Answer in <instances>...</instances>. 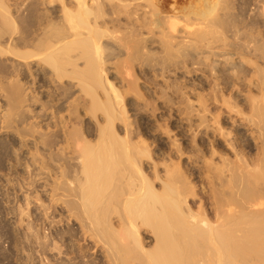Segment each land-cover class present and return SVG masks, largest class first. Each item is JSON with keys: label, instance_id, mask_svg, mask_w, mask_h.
I'll use <instances>...</instances> for the list:
<instances>
[{"label": "bare ground", "instance_id": "obj_1", "mask_svg": "<svg viewBox=\"0 0 264 264\" xmlns=\"http://www.w3.org/2000/svg\"><path fill=\"white\" fill-rule=\"evenodd\" d=\"M137 1L0 0V264H264V0Z\"/></svg>", "mask_w": 264, "mask_h": 264}, {"label": "rangeland", "instance_id": "obj_2", "mask_svg": "<svg viewBox=\"0 0 264 264\" xmlns=\"http://www.w3.org/2000/svg\"><path fill=\"white\" fill-rule=\"evenodd\" d=\"M143 1L141 0V2H140V0H139V2L137 1L136 3H139V4H141ZM218 45V44H217ZM219 60H222V59H219ZM201 196V195H200ZM10 217V216H9ZM7 218L8 220H9V223H13V222H15V219H13V218ZM13 219V220H12ZM9 244L8 243H5V247L6 246H8ZM55 254V253H54Z\"/></svg>", "mask_w": 264, "mask_h": 264}]
</instances>
